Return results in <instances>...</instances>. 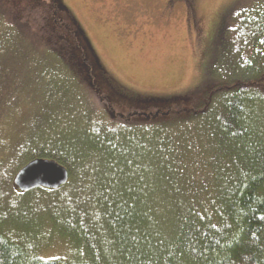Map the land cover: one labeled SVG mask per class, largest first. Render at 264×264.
Returning a JSON list of instances; mask_svg holds the SVG:
<instances>
[{
  "label": "trees",
  "instance_id": "1",
  "mask_svg": "<svg viewBox=\"0 0 264 264\" xmlns=\"http://www.w3.org/2000/svg\"><path fill=\"white\" fill-rule=\"evenodd\" d=\"M11 20L0 118L27 112L0 142V264H264V0L224 15L203 78L149 115L115 114L90 67ZM37 158L68 183L18 191Z\"/></svg>",
  "mask_w": 264,
  "mask_h": 264
},
{
  "label": "rangeland",
  "instance_id": "2",
  "mask_svg": "<svg viewBox=\"0 0 264 264\" xmlns=\"http://www.w3.org/2000/svg\"><path fill=\"white\" fill-rule=\"evenodd\" d=\"M247 1L0 0V57L8 47L13 19L23 35L30 34L28 28L35 33L40 48L48 43L58 50L86 83L90 67L102 102L115 114L165 112L175 105L166 106L165 100L203 78L221 48L218 29L224 15ZM0 66L1 81L4 63ZM108 81L124 91L115 92ZM26 112V104L4 109V115L12 116L4 123L0 118V142L19 133ZM61 252L55 253L64 256Z\"/></svg>",
  "mask_w": 264,
  "mask_h": 264
},
{
  "label": "water",
  "instance_id": "3",
  "mask_svg": "<svg viewBox=\"0 0 264 264\" xmlns=\"http://www.w3.org/2000/svg\"><path fill=\"white\" fill-rule=\"evenodd\" d=\"M69 180L68 171L52 160L33 159L13 176L12 184L22 193L35 189L57 190Z\"/></svg>",
  "mask_w": 264,
  "mask_h": 264
}]
</instances>
